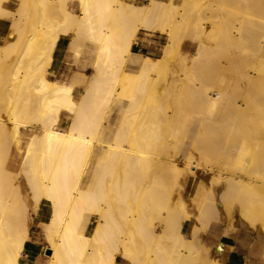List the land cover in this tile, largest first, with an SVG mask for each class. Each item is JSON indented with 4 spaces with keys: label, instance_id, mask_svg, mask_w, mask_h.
Segmentation results:
<instances>
[{
    "label": "bare ground",
    "instance_id": "obj_1",
    "mask_svg": "<svg viewBox=\"0 0 264 264\" xmlns=\"http://www.w3.org/2000/svg\"><path fill=\"white\" fill-rule=\"evenodd\" d=\"M28 1L18 0V6L13 12L5 7L10 0H0V20L12 18L13 28L9 38L7 37L8 42L0 44V65L2 64L0 70L6 67L3 65L4 62L6 65V61L1 60L2 57L10 59L14 52L17 55L19 53L20 58L27 60V63L25 62L27 65L24 63L23 66L26 65L29 70L26 72L24 68V75L17 76L16 72L12 71L14 69H11L12 73H8L11 75L7 79H2L3 72L0 71V86L3 88V95L8 96V99L4 96L2 98L9 101L8 108L4 105V108H7L6 116H0V145L5 144L8 150L7 157H9L6 168H3L6 161L3 162L0 159L3 164L0 165L2 167L0 168V189L3 178L7 185L11 183L10 186L16 183L13 182L14 179H19L18 174L8 170L17 165V158L11 157V143H14L22 127L28 129L34 126L38 132L35 131L28 143L19 174H23L26 179V189L31 199V201H25L27 216L32 217V210L35 212L43 201L50 207L49 220L42 219L41 223L39 222L42 226L43 238L45 237L48 243L46 248L51 252L48 256L49 264H115L118 257L123 258L128 264H196L199 252L198 245L194 241L199 239L197 227L200 224L198 225L194 220L202 222L209 213L214 212L213 209L211 211V205L215 204L213 189L202 182L196 183L194 191L189 196L194 209L189 208L181 198L171 205L169 203L171 199L168 197L166 199L162 195L165 201L161 202L162 196L157 195L152 188L154 183V186L157 185L155 180L157 178L158 182L160 177L157 175L161 171H164L161 172L163 175L164 173L167 175V171L171 172L173 177L171 173L170 177L177 183L181 180L185 182L192 180L190 175L191 173L195 175L196 169L209 174L213 173V175L210 174L213 178L209 184H225L223 193L218 187L217 190L222 194L219 199L223 198L225 205L223 208L227 209L226 212L232 213L236 210L242 219L251 223V225L248 223L249 226L254 227L255 223L258 224L257 227L264 234V0L257 1L258 4L256 2L257 5L252 8L250 6L255 4L250 5L252 0H243L247 3L242 5H250L248 8L247 6L243 8L241 5L243 1L237 0L241 6L239 7V2H236L238 7L234 6L237 9H234L235 11L229 10L233 4L227 9L228 4L226 3L225 6L220 0H180L179 9L178 4H174L172 0L167 2L147 0L148 2L146 1L147 3L143 5L126 0H78L81 9L79 15L65 8L63 13L60 10V13L64 14V22L67 25L65 29L63 28L64 30H60H63L64 35L72 30L75 33L73 42L80 38H82L80 41H83L85 38L97 44L95 75L93 74L90 78L91 83L89 82V86L85 88L81 99L76 101L73 92L77 84L74 82L68 85L61 84L39 74L38 79H34V81L37 80L32 89L34 90L32 93L35 94L34 99H38L36 108L33 106L35 109L28 103L31 102L30 97L26 99L25 104L22 102L21 106L17 103L23 100L24 91L30 90L29 83L33 82L31 79L34 78L31 76L30 72L34 74L31 69L39 67L37 60L42 50L38 52L40 48L38 43L43 39H46V43L50 39L52 45L58 42L59 34L56 32V26L59 27L60 23L57 22V24L56 19L53 21L54 13L52 12L55 7L58 11L59 2L63 1L64 4V0H39L40 15L37 14L38 0L35 2L37 5L33 3L35 8H32L31 4L32 11L36 10L35 15L31 12L35 21L33 20L30 25L31 34L26 37L25 42L22 41L20 44L19 41L23 38L21 35L24 32V21L26 22L28 15ZM55 1L59 4H55ZM249 1L251 2L248 3ZM170 12L175 13V16L172 14L173 16L169 17H173L172 19L168 18ZM162 18H168L169 29L162 27V24L160 27L159 20ZM207 24L213 26V28L210 27L213 30L206 36L208 41H211L209 45L203 37ZM158 28L159 31L167 33V42L163 46L162 55L156 59L146 55H134L132 49L138 32L140 30L157 31ZM188 38L192 39V43L186 45L185 40ZM218 38L221 39V46L215 47L212 41ZM42 45L41 48H43ZM76 46L75 49L78 47ZM187 46L195 50L190 56L184 51ZM208 51L211 54L220 51L223 61L219 60L216 64L214 63L216 61H210L214 66L207 72L197 70L194 65L201 67L203 61L206 63L205 60H211L206 59L209 55ZM48 54L46 55L45 52L43 59L46 56L48 58ZM180 58H182L183 66L178 65L182 69L178 72L177 79L169 81L173 86L171 110L160 108L157 122L161 130L156 131L157 134L159 132L160 140L163 136L161 141L170 146L168 149L173 150L171 155L174 156L180 151L171 148L173 142L170 141L171 138H176L174 146L183 149L179 159L171 155L165 156L163 151L153 155L155 152L159 153L156 151L159 143L157 149L155 144V150L154 148L152 150L151 143L149 145L151 150L149 148L146 150L149 151L148 153L153 152L150 155L155 156L154 158L149 155L147 157L150 159L146 156V159L142 158L146 155L142 153L145 147L153 140H144L148 142L147 145L144 143L146 146L139 141L135 143V140H132L134 135H139L138 137L143 139L142 136L145 134L139 130L142 136L140 134H129L132 138L126 134L124 136L123 133L126 132L121 126L125 123L120 126L112 142L104 141L100 135L104 126L105 110L115 98L126 95V92H119L125 67L131 65L138 70L131 91L127 95L129 105L126 112L134 115L143 111L140 108L142 107L140 98L143 100L144 97L146 104H151L156 97L163 94L166 96V88L164 89L162 84L163 76L165 77L169 67ZM49 59L52 60L53 57ZM188 61L191 62V69L187 68ZM204 63L203 67H206L208 64L204 65ZM9 65L7 63V66ZM8 69L10 67L5 69V74ZM203 72L205 74L202 75ZM34 75L36 77L37 73ZM0 103L2 105L7 102ZM183 104L186 107L193 106L192 109H199L197 113L202 121L200 127L202 126L205 130L202 134L197 127L199 133L193 137L194 140L191 145L189 144V149L183 147L187 145L185 141L179 143L176 134L181 128L178 125L179 128L176 129V125L185 111ZM188 108L190 107L188 106L186 110ZM150 110L149 115L153 112L151 110L150 113ZM63 111L73 115L67 130L59 126ZM140 114L142 115L143 112ZM140 114L139 118H135L134 115V118L130 119L127 117L129 114L126 113L127 122L128 119L131 120L128 125L132 123V120L134 123L136 119L139 121ZM149 115H147L148 118ZM146 119L140 120L141 123ZM124 120L123 122H126ZM148 120L151 126L154 119ZM138 121L136 123H139ZM147 126L145 124L144 128ZM150 126L148 128H151ZM133 128L128 131L138 133L137 128L134 130ZM167 137H171L169 141L171 145L165 141ZM147 138L150 139V136L148 135ZM124 141H127L129 146L131 144V147H125ZM137 142L141 144L140 147L145 146L141 149L142 155L139 156L136 151L139 149ZM95 147L100 148L102 152L96 154ZM93 157L95 158L93 178L84 188L83 183ZM9 173L13 174L12 178L5 177V175L10 176ZM9 179L13 180L10 182ZM162 180H159L161 184ZM170 181L173 182L172 179ZM138 185L141 186L138 187L139 189ZM19 186L21 184L13 188ZM159 187L162 188V185ZM18 189L21 191L20 187ZM161 192L164 194V189ZM211 200L213 203L210 202ZM121 203L124 204V208L121 207ZM217 212L210 215H213V218L216 217L213 219L216 221L218 216L214 215L219 214L220 210ZM15 213L11 199L5 197V200L0 203V264H29L26 249L31 245L30 230L25 228L21 232H13L11 216ZM210 216L209 219L212 218ZM224 216L226 217L227 213ZM93 217L97 218L94 225H92ZM235 218H231V221ZM219 219L221 221V217ZM204 222L209 223L208 220L202 223ZM189 223H194L195 226L191 236H186L184 229ZM204 224L205 228L206 223ZM157 227H160L161 231H158ZM206 229L207 227L202 228L204 231ZM165 239H169L174 247L171 252L168 251L169 253L162 251ZM221 247H223L222 244L216 249L218 252L221 251L220 253H222ZM212 261L210 264L217 263L216 260Z\"/></svg>",
    "mask_w": 264,
    "mask_h": 264
},
{
    "label": "rangeland",
    "instance_id": "obj_2",
    "mask_svg": "<svg viewBox=\"0 0 264 264\" xmlns=\"http://www.w3.org/2000/svg\"><path fill=\"white\" fill-rule=\"evenodd\" d=\"M126 1L132 2V3L137 4V5H143V4H146L148 2L147 0H126ZM163 1L167 2L169 0H163ZM172 1H173L174 4H176V5L178 4L177 5V8L179 9L180 8V5H181V1L180 0H172ZM220 1H222L225 6L228 4L226 6V8L227 7L229 8L233 4V6H232L233 9L230 7L231 9H229V10H234V9L237 10L236 8H234L235 5L237 6V4H235L237 2V0L236 1L235 0L234 1L233 0H220ZM224 1H225V3H224ZM253 1L254 0H252V2L251 1L248 2V3L251 2L250 5L253 4V3H255L254 5H251V6L248 4L251 8L252 7H255L258 4L257 1H259V0H255V2H253ZM35 2H36V0L34 2H32V0H29L28 1V15H27V20H26V22L24 21V23H25L24 28H23V31L24 32L21 35L23 38L20 41L18 39V41L20 42V44L22 43V41L25 42L26 39H27L26 37L31 34L30 33V25H31L32 21L34 20L33 19L34 15H35L34 12H36L35 9L32 11V8H35L36 7L35 5H33V3L37 5V3H35ZM62 2L63 1H60L59 2L61 5L58 2H56L55 4H59L60 8H59L58 11H56V9H58V8L55 7V10H54L55 12L54 11L52 12L55 15V18H54V15H52L53 16V19H54L53 21H55V19H56L55 22L56 23L57 22L60 23L59 24V27L60 28L57 25L58 23L57 24L55 22H54L55 24L53 23L55 26L57 25L56 26V32H58L59 38H60V36L64 35L62 31L65 29V27H67V25L64 22V20H65V17H63L64 14H62L63 13V8L73 11L71 7L74 6L76 12L78 13V11H79L78 8H77V2H78V0H67V2H65V0H64V4L65 5ZM256 2H257V4H256ZM242 3H247V2L246 1L241 2V5H242ZM17 4H18V1L17 0H13L9 4H7L5 7L7 9L15 12L16 7H17ZM31 4H32V8H30ZM55 4H53V5H55ZM239 4H240V2L238 3V5ZM62 5L64 7H62ZM241 5H239V7ZM246 6H247V4H246ZM246 6H243V8L244 7L246 8ZM249 6H247V8ZM39 8H40V6H39V0H38L37 14L40 15L41 14V11H40ZM60 10H62L61 11L62 13H60ZM31 12H33L34 15H32ZM56 12H58V13L56 14ZM80 13H81V9H80ZM80 13H78L77 15H79ZM172 14H173V12H172ZM172 14L170 12L168 14L169 15L168 18ZM173 15L175 16V13ZM168 18H162V19L159 20L160 27H161V24H162V27H164L165 29L166 28L169 29V20H168ZM172 18H169V19H172ZM11 23H12V18H10V19L9 18L8 19H1L0 20V34H1V36L4 37V39H0V44L1 45L2 44H5V42H8V39L6 38V36L8 35L9 32L13 31V28L11 26ZM61 23L63 25H61ZM210 27L213 28V26L211 24H207L205 26V30L206 31H205V33L203 35V37H205L204 39L206 40L207 45H209V43H211V41H208V39L206 38V36L211 32V30H213ZM60 29H63V30H60ZM159 30H160L159 28H158L157 31H154V30H150V31L149 30H144V31L143 30H140L138 32V34H137V37L135 38V44L133 45V49H132L133 54L134 55H140V56H145L146 55V56L151 57L152 59L159 58L162 55V53H163L162 52L163 51V46L167 42V33H163V32H161ZM69 33H72L73 36L75 35V33L72 30L69 31ZM80 39H82V38H80ZM80 39H76V40L80 41ZM69 40H70V38L68 39V41ZM76 40H75V42L72 43L73 44L72 45L73 48L71 47V49H70V52L72 53V56H71V53L69 52L68 47H67V50L64 53L62 59L57 60L56 62H55V50L57 48V43L58 42H56L55 44L52 45L50 39H49V42L48 43H46L47 42L46 39L41 40L39 42V43H41V45H42V43L49 44V45L44 44V46L42 45L43 48L45 47L44 50H43V48H41V45L38 43V45L40 47L38 49L39 50L38 52H41V50H42V52L39 53L40 56H38V53H36L37 56L39 57V59L37 60V62L39 64L38 65L39 67L38 68L36 67L34 69H31V70L34 71V74L37 73V75L35 77V75L32 74L33 72H30L31 73V76L34 77V78L32 77L33 79H31V80H33V82L30 81V83H29V88H30L31 91L30 90L29 91L27 90V92L24 91L23 96H22V99L23 100H20L17 103L19 106H21L22 105V102L24 103L26 101V99L27 98L29 99V97H30L31 102H28V103L31 104V108H34V107L36 108V104H37L36 102H38L37 101L38 99L37 100L34 99L35 96L33 97V95H35V94L32 93V91H34L32 89H34V86L36 85V80L38 79L39 74L40 75L43 74L45 76L48 72H49L48 74L52 76L51 77L52 79L57 78L60 82H64V83H69L70 77H71V75L75 71H82L85 74H87V75H81V76L79 75V79H78L79 81L78 80L76 81V84H78V85H77V87H76V89L74 91V99L76 101L79 100V98L81 97V93L84 92L85 91V88L87 86H89V84L91 83L90 78L93 77V74L95 75L94 67H95V61H96L97 56H98V49H97V44L95 42L91 41L90 39H85L84 38L83 41L82 40L80 41L82 44L80 42L76 41ZM185 42H186V45H189L190 43H192V39L190 38V40H189V38H188V39L185 40ZM220 42H221V39H219V38L217 40H215V41H212V43H213V45L215 47H217V45L218 46L219 45L221 46V43ZM80 44L82 45V47H81ZM45 45L47 46V49H46V46ZM68 46H69V44H68ZM75 46L77 47L76 48L77 50L75 49ZM45 49H46V51H45ZM51 51H52V56H51ZM184 51L187 52V55L190 56L195 50H194V48H191V47H188L187 46ZM45 52H46V55L49 53L48 54V58L46 56L43 59V57L45 56ZM208 52H209V55H207L208 58H206V59L209 60V58H210L211 60H209V61H206L205 60L206 63H204V61H203L202 64H201V67L198 66V65H194V67L197 68V70H199V71L202 70L204 72H207V71H209V70L212 69L211 67L214 66V64H213V66L211 65V62L216 61V62H214L216 64V63H219V60L220 61H223L222 57L220 56V54H221L220 51H216V54L215 53L211 54L210 51H208ZM12 55L13 56L10 59L9 58L6 59L5 57H2V59H1V60L6 61V65L4 64L5 62L3 63V65L6 66L5 69H7V68L10 67V69H8V72H6V74H5V71L6 70L4 68H3L4 70L1 68V70L3 72V73L1 72L3 74L2 75V79L9 78L10 77L9 75H11V74H8V73L9 72L12 73V71L13 72H16L17 76L24 75L23 74L25 72L24 71L25 70L24 68H26V70H27L26 72L29 71L27 69V66H26L27 65L26 64L27 63V60L26 59L20 58L21 55L19 53L17 55L14 52ZM49 55H50V57H49ZM212 55H213V57H212ZM214 56H216V57H214ZM52 57H53L52 60L49 59V58H52ZM9 62H10V65H9ZM209 62H210V68H209V64H208ZM7 63H8L9 66H7ZM24 63L26 65L23 66ZM46 63H48V64H46ZM175 63L171 67H169V69H168V71L166 73L167 76L166 75H165V77L163 76V83L162 84H163L164 89L166 88V90H165V92H167V94L165 93L166 96H164V94H163V96L156 97V99L151 102L152 105L150 103H149L150 105L148 103L146 104V102L144 100V97H143V100H141V98H140V101H142V103H141L142 104V107H140V108H142V110H143L141 112H143V114H145V116H142L143 114L141 115L140 114L141 112H139V114L141 115V118H143L144 120L147 118L146 119L147 122L145 121V122H142L141 123V121H143V119H141V118L139 119V121H138V119L135 120L136 122L138 121L139 123H136V122L134 123L133 120H132V123L131 122H130L131 124L129 123L130 127L128 125V122L131 121L130 119L134 118L133 117L134 115L136 116L135 118H137L139 116V114L137 113L138 114V116H137V114H134L133 115V114H130L129 112H126V110L128 108V105H129V99H127V95L131 91V88L133 86V83H134V80H135V77H136V74H137L138 70H137V68L136 69L133 68L134 66H131V65H128L127 67H125L124 71L122 72L121 81H120V84H119V92H121V93L126 92V95H122V97L115 98L112 102H110L111 104H109L110 105V106H108L109 108L107 107V110H105V116L103 117V121H104L103 125L104 126H102L101 135H100L101 138L104 141L112 142L113 139L115 138L116 132L119 131L120 126L123 123H125L127 125L124 124V125L121 126V127H123L124 132H126V133H123L124 136H125V134L127 136H130L129 134H133V135L134 134H140L142 136V133L144 132L145 135L142 136L143 139H141L140 137H138L139 135L138 136L137 135H134L135 136L134 137L135 139L131 137L132 135L130 136L132 138V140H135L134 141L135 143H136V141H139V143H141V144L143 143L142 145H145L144 143H146V145H147L148 142H145V141L153 140V141H150V144H148V146H146V145H145L146 147L143 146V147H145V149L143 147H140L141 144H139L137 142V144L139 146L138 147L139 149L136 150L139 153V154L137 153L138 156L139 155H142V153H144V154L146 153V155H143V157L142 156H140V157L145 158V156H146V158H149L150 156H152V158H154L155 156H153V155L160 154L159 151H163L162 153L165 156L173 154V150L172 151H169V149H168L170 146H168V144H163L165 142H162L161 141L162 138H163V136H161V140H160L158 138V137H160L158 135L159 132L157 134L156 131H158V130L160 131L161 130L160 125L157 122V120H158V112H159L160 108L161 109H166V110H169V109L171 110V106H172L171 103L173 101L172 100V96H171L173 91H171V90L173 89V86H172V83L169 82V81L170 80L173 81V79H177L178 74H179L178 72H180V70L182 69V68H180V66H183L181 64L182 63V58L176 60ZM203 63H204V65L205 64H208V65H206V67H203ZM186 65H187V68L190 67V69H191L192 66H190L191 65V62L190 61L186 62ZM53 67H55V70H56L55 73H53L52 70H51ZM194 67H193V69H194ZM11 69H14V70L11 71ZM37 69H39V70H37ZM39 71H41V72H39ZM204 72L202 73V75L205 74ZM200 74H201V72H200ZM5 76H6V78H5ZM0 78H1V74H0ZM35 78H37V79L34 81ZM164 82H166V83H164ZM168 83H170V84H168ZM165 84H167V85H165ZM167 88H168L169 91L167 90ZM0 89H2L1 92H0V99L2 98V96L7 97L5 99H8V96H6V94L3 95L4 92H3V88L1 86H0ZM2 99H3V101H2ZM2 99L0 100V102H3V103L7 102V103L6 104H2V105L0 103V105L2 106V107H0L1 108L0 109V116H6V114H5L6 112L5 111L8 108V104H9L8 102L9 101L8 100H5L4 98H2ZM4 100H5V102H4ZM145 104L146 105H149L148 106L149 108L152 107L151 110L153 112L148 107H146ZM4 105H7V108H4L5 107ZM188 106L190 107V108H188L189 111L186 110ZM188 106L187 107L186 106L184 107V110L185 111L183 112V115L181 117L182 120L180 119V121H178V124L176 125V129L181 126L180 130L176 133L177 134V137H178L177 140L179 139V143L181 141H185L186 142L187 145H184L183 146L185 149H187V148L189 149L190 148L189 144L191 145L193 143V140H194L193 137H196L197 136V133H199L201 131L202 134H203L205 132V130L203 129V127L202 126H201L202 128L200 127L202 121H201V116L197 113V110L199 111V109H197V110H196V108H193L192 109L191 107H193V106H190V105H188ZM147 108L150 110V113L152 112V114H150V115L148 114L149 113V110ZM106 111H108V112H106ZM190 111H192V113ZM188 112H190V113H188ZM126 113L129 114V116H127V117L130 118V119H128L129 120L128 122H127ZM193 113H195L196 115H194ZM146 114L149 115L150 120L154 119L152 122L150 121L152 123L151 126H150V124H148L149 123V120H148L149 118H148V116ZM131 115H132V117H130ZM151 115H152V117H151ZM72 117H73L72 114L70 115V113L68 111H64L63 114H62V120L63 121H60V123H59L60 128L61 129H64V130L65 129L67 130L68 127H69V124L71 122ZM125 117H126V120H124ZM123 120L126 121L127 123L126 122H123ZM180 122H182V123H180ZM189 122H190V124H189ZM143 123H144V125H143ZM157 123H158V125L155 126L154 124H157ZM135 124H137V126ZM139 124H140V126H139ZM145 124H146V126L147 125L148 126L144 128ZM178 125H179V127H178ZM134 126H136V128H137L136 131H138V133H136V132L130 133V131H128L129 129H132ZM149 126L151 128H148ZM187 127H189V128H187ZM197 127L199 128V132L197 131V129H198ZM134 128H133V130H134ZM155 128H157V129H155ZM182 128H183V130H182ZM35 129L36 128H34V126L29 127L28 129L22 127L21 130H20L21 132H19V134L16 136L14 143H11V146H10L11 157L12 158H14V157L17 158V166H16V169L15 170H11V169H8V170L11 171V172H13V174H18V178L19 179H14V180L13 179H11V180L9 179V180H10V182L13 180V182L15 181L16 183L21 184V186H19L20 189H21V191L18 189L19 187L18 188H13V186H18V184L14 183V185L10 186L11 183L9 184V182H8L9 185H7V183L4 182V178H3L2 185H1V189H0V191H1L0 192L1 193L0 194L1 195L0 196V203L5 200V197H8V198L11 199V205L14 206V209L16 211V213L13 214V216H11V225H12V228H13L12 230H13L14 233L21 232L25 228H29V230H30V242H31V245H29L28 248L26 249V255H27V259L29 260L28 261L29 264H49V261L50 260H49V257L48 256L50 255L51 252L46 248V247H48V243H46L47 241H46L45 237L43 238L44 234L42 232V226L40 224L41 223L40 220H42V219L45 220V221H48L49 220L50 215H51V213H50L51 212L50 211V207L46 204V202L43 201L40 204V206L37 208V210H38V211L36 210L37 212L36 211L34 212V210H32V212H31L32 213V217L27 216L26 210H25V203H26L25 201H31V199H30V196H29V192L26 189L27 188V185L25 184L26 183V179L24 178L23 174H19V171H20V168H21V162H22L23 156L25 154V151L27 150L28 142L34 136L35 131L38 132L37 131L38 129H36V130ZM139 130L142 133H139ZM149 130H151V131H149ZM153 130H154V132H152ZM203 130H204V132H203ZM110 131L112 133H109ZM145 131L147 133L148 132L149 133L147 134ZM109 134H111L112 136L109 135ZM148 135L150 136V139L147 138ZM190 135H192V137H189ZM136 136H137V138H136ZM152 136L154 137V139H151V138H153ZM170 138L171 137H169V138L167 137V140H165V141L168 143L170 141ZM191 138H192V140H191ZM142 141H144V142H142ZM175 141H176V138H171V141L170 142L171 143L173 142V143L171 145V143L169 142V144L171 145V148L173 147L174 150L177 149L176 151L179 150L180 152L179 153L176 152L175 153L176 156H174V155H171V156H174V158L179 159V157L181 156V154L183 152V149L176 148L174 146V142ZM126 142H125V144L123 143L124 146L126 145L125 147H131V144L129 146L128 145L129 143L128 142L126 143ZM151 143L153 145V147L150 146V148H152V150L155 147L154 146L155 144H156V149H157V144L159 143L158 147L161 150H159V148H158V150H156L159 153H156V152L153 153L152 152L153 155H150L152 153H148L149 151L148 152L146 151L149 148V145H151ZM142 148L146 152L145 151L142 152L141 151ZM0 149H1L0 150V153L3 151L0 154V156L2 155L1 156L2 158L0 157V159H2L3 162L6 161L4 163L5 165H3L2 164V160H1V162H0L1 164L0 165H3V168H6L7 165H8V162H9V160H8L9 157H7V151L8 150H7V147L5 146V144L0 145ZM94 150H95L96 154L102 152V150L100 148H97V147H95ZM138 150H140V152ZM154 150H155V148H154ZM169 152H172V153H169ZM163 154H162V156H163ZM147 155H149V157H147ZM165 156H163V157H165ZM5 157H7V159ZM94 163H95V158L93 157L91 159V161H90L89 166H88L87 176H86V179L84 180V183H83V187L84 188L89 185L90 181L93 178L92 175H93L94 169H95ZM0 168H2V167L0 166ZM194 171H195V175H194V173L193 174L191 173V175H190L192 177V180L190 179V180H188L186 182L183 181V180H181V181H179V183H177L175 181L178 184V185L176 184V186H174L175 185V182L173 181L174 178H172L173 177V174L171 172H168L167 171V173H168L167 175H166V173H164V175H163V173H161V172H164V171H161L160 173L158 172L159 174L157 173L158 174L157 176H159L161 180L163 179L162 180L163 182L161 184V181H159L160 179L158 177V179H159L158 180L159 184H158L157 178H156V180H155V182L157 184L156 186L159 187V186L162 185V188L167 193V196H166V193L165 192H164V194L161 192V190H163L161 187L158 188V187L154 186L155 183H154V185H153L152 188H154L153 190H154V192L156 191L155 193L157 195H159V196L164 195L166 197V199L170 198L171 200L169 201V203L171 205L175 204L177 202V200L179 198H181L189 206V208L194 209V206L191 203V199H190L189 196L194 191L195 186H196V183L202 182L205 186L208 187L210 185L212 187V189H213V196H214L213 199H215V200H213V202L216 205L215 204H212L211 205V211L213 209V211L216 212V213H218L217 212L218 210H220V212H219V214H215L214 215V216H218L217 221L216 220H213V219H216V217L213 218V215L210 216L211 214H214V212H211V213L208 214L212 218L209 219V216L207 215V217L203 220V221H205V220L207 221L208 220V222H209L208 224H207V222H204V223H206L205 228L207 227V229L205 231L202 230V228L205 229L204 228V225L205 224L202 223L203 221L201 222L199 220H194L195 222H197L198 225L200 224L199 227H197L199 230L196 228V231L198 230L197 233H198L199 239L194 241L198 245V247H197L198 250L197 251L199 252L198 255H197L196 264H210L214 257L215 258H214L213 261L216 260V262L218 264L219 263L226 264L227 262H229L232 259L235 260L238 264H248V263L249 264H264V258H263L264 257L263 256L264 255V234H262L261 231H260V229L257 227L258 224L256 225V223H255V226L254 227L256 229H254V227H252L253 225L252 226H249V224L251 225V223L249 221L245 220V219H242L239 216V214L237 213L236 210H234L232 213L226 212L227 209L226 208L225 209L223 208V205H224L223 204L224 203L223 198L222 199H219L222 196V194L220 193L219 190H221V192L223 193V191L225 190V187H224L225 184H223V183L216 184V185L213 184V183L212 184H209L210 180L212 181L211 178H213V176L211 177L210 174L213 175V173H210L209 174V173H206V172H202L203 170L201 171L199 169H196ZM2 173H3V171H2ZM170 173L172 174V177H170L171 176ZM13 174L10 175V173H9L10 176H6L5 175V177L6 178L11 177ZM161 176H162V178H161ZM166 176H169L170 179H169V177H166ZM164 177H165V179H164ZM22 179L24 181H21ZM171 179H172L173 182L170 181ZM6 181H8V179ZM4 183H6V184H4ZM168 184L169 185L172 184V186L171 185L168 186ZM139 185L137 186V188L138 187H141ZM217 187L219 188V190H217L218 189ZM155 188L156 189L158 188V189L155 190ZM157 192L158 193L161 192L162 194L161 193L158 194ZM216 197H218V198H216ZM160 199H162L161 202L165 201V199H164L163 196H162V198L160 197ZM174 199H176L175 202H174ZM210 202L213 203L212 200ZM123 206H124V204L122 205V203H121V207H123ZM40 207H41V209H40ZM213 207L218 208V209H216L217 211ZM123 208H120V209H123ZM225 212L227 213V216L226 217L224 216V215H226ZM220 214H221V216H219ZM237 214H238V216H237ZM229 215H231V216H229ZM228 216L231 217V218H235V217L236 218L231 221V218H229ZM220 217H221V221L219 219ZM229 221L231 222L230 223L231 225L229 224ZM96 222H97V218L93 217V219H92V225H94ZM194 226H195V224H194ZM157 230L158 231H161V228L160 227H157ZM184 233H185L186 236L187 235L188 236H191L190 233H188L186 230H184ZM166 241H169V239L168 240L165 239L163 241V244L165 246L162 247V249L164 248V250H162V251L164 253H169L168 251L171 252V249L174 248V247H172V243H170V241L169 242H166ZM220 244H222V246H223L221 248H222V253H224V254L220 253L221 251L218 252L216 250L217 249V246L220 245ZM213 254H214V256H213ZM218 254H219V256H218ZM216 255H217V257H216ZM217 259H218V261H217ZM221 260H223V261H221ZM217 263H215V264H217Z\"/></svg>",
    "mask_w": 264,
    "mask_h": 264
},
{
    "label": "crops",
    "instance_id": "obj_3",
    "mask_svg": "<svg viewBox=\"0 0 264 264\" xmlns=\"http://www.w3.org/2000/svg\"><path fill=\"white\" fill-rule=\"evenodd\" d=\"M11 1H13V0H10V2ZM18 1V0H17ZM17 6H18V4H17ZM72 8V10H73V12L75 13V14H78V13H80V6H79V3L77 2V8H78V13L76 12V10H75V7L73 6V7H71ZM9 34H10V32L8 33V35L6 36V38L7 37H9ZM61 38V39H60ZM60 38H59V40H58V43H57V48H56V50H55V62L57 61V60H60V59H62V57H63V55H64V53L66 52V50H67V47H68V50H69V52H70V49H71V47L70 46H72V43H73V34L72 33H68L67 35H62V36H60ZM70 38V40L68 41V39ZM72 38V39H71ZM0 39H4V37L3 36H1V34H0ZM68 44H69V46H68ZM71 44V45H70ZM71 53V52H70ZM71 56H72V53H71ZM52 72L53 73H55L56 72V70H55V67H53L52 69ZM49 73V72H48ZM46 74L45 75V77L48 79V80H50V81H54V82H58V83H61V84H73V82L76 84V81L79 79V75L81 76V75H87V74H85L84 72H82V71H75L72 75H71V77H70V81H69V83H64V82H60L57 78H54V79H52L51 77V75H49V74ZM78 76V77H77ZM76 78V79H75ZM78 85V84H77ZM77 85H75V88H74V91H75V89H76V87H77ZM82 94H83V92L81 93V97H82ZM73 97H74V92H73ZM81 97L79 98V100L81 99ZM78 100V101H79ZM64 112V111H63ZM63 112H62V114H63ZM62 114H61V118H60V121H63L62 120ZM71 115V114H70ZM4 117V116H3ZM21 132V131H20ZM28 132V131H27ZM29 143V142H28ZM17 166V165H16ZM16 169V167L15 168H11V170H15ZM189 226V227H188ZM190 226H191V228H190ZM193 227H194V224L193 223H189L186 227H185V229L184 230H186L188 233H190L191 234V231H192V229H193ZM115 264H128L123 258H121V257H118L117 258V260H116V262H115ZM226 264H238L235 260H230L229 262H227Z\"/></svg>",
    "mask_w": 264,
    "mask_h": 264
}]
</instances>
